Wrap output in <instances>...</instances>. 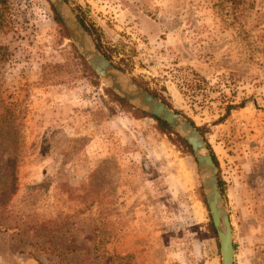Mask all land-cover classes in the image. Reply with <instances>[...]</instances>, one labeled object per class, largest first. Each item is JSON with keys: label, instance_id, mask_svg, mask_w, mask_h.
<instances>
[{"label": "rangeland", "instance_id": "374dc122", "mask_svg": "<svg viewBox=\"0 0 264 264\" xmlns=\"http://www.w3.org/2000/svg\"><path fill=\"white\" fill-rule=\"evenodd\" d=\"M67 2L106 60L193 123L234 264H264V0ZM7 5L0 264H221L190 148L113 100L48 0Z\"/></svg>", "mask_w": 264, "mask_h": 264}, {"label": "water", "instance_id": "95a60500", "mask_svg": "<svg viewBox=\"0 0 264 264\" xmlns=\"http://www.w3.org/2000/svg\"><path fill=\"white\" fill-rule=\"evenodd\" d=\"M79 55L99 80L126 104L158 119L189 146L197 164L202 191L216 232L221 264H234V244L228 210L220 193L216 166L199 132L186 119L166 107L128 79L104 58L72 12L67 0H48Z\"/></svg>", "mask_w": 264, "mask_h": 264}, {"label": "trees", "instance_id": "16d2710c", "mask_svg": "<svg viewBox=\"0 0 264 264\" xmlns=\"http://www.w3.org/2000/svg\"><path fill=\"white\" fill-rule=\"evenodd\" d=\"M7 3H8V0H0V30H2V29H4V28L7 27V23H8V21H7V18H6V17H7V13H8V10H9V7H8ZM50 9H51V11H52V13H53V17H54L55 22H56L60 27H62L61 21L59 20V18L57 17V15L55 14V12H54V10H53V8H52L51 6H50ZM82 25H83V24H82ZM83 26H84V25H83ZM62 28H63V27H62ZM152 95H153V96H156L155 94H152ZM112 98H113V100H114L115 102H117V103L120 104L121 106H128L123 100H121V99L118 98L117 96H114L113 94H112ZM129 107H130V106H129ZM130 108H131V107H130ZM142 115H143V113H142ZM150 117L157 121L159 127H160L165 133H168V134L171 133V132L169 131L167 125H166L165 123L159 121L158 119H156V118H154V117H152V116H150ZM188 122H189L192 126H194L193 123H192L191 121H188ZM176 140H177V141H178V142H179L184 148L189 149V147L187 146V144H186L182 139L176 137ZM207 147H208V149L210 150V153H211V156H212L213 162H214L215 166L217 167V161H216V158H215L213 152L211 151L209 145H207ZM210 230H211L212 233H214V230H213V228L211 227V225H210ZM40 248H41V247H40ZM94 249H95V251H97V248H94ZM42 250H43V251H44V250L47 251L46 248H42ZM49 251L52 252L53 249H52V251H51V250H49ZM54 251H55V250H54ZM67 252H73V251H72V250H67ZM97 259H98V255L95 254V255H94V260H97ZM101 259H102L104 262H107V263L110 262V263H111L112 261H117V260L122 259V258H121L120 256L106 257V256L103 255V256H101ZM62 262H64V264H66V258H65V256H63V258H62Z\"/></svg>", "mask_w": 264, "mask_h": 264}]
</instances>
